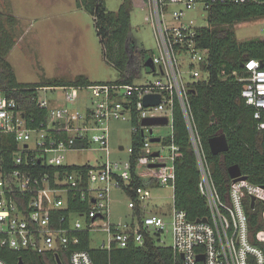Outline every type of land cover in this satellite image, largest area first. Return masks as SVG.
<instances>
[{
	"label": "built area",
	"instance_id": "1",
	"mask_svg": "<svg viewBox=\"0 0 264 264\" xmlns=\"http://www.w3.org/2000/svg\"><path fill=\"white\" fill-rule=\"evenodd\" d=\"M262 1L147 0L159 46V54L151 57L152 78L143 83L123 84L116 80L24 87L33 88L38 95L32 99L49 112L48 118L38 123L33 124L36 120L27 117L17 98L0 89V131L13 134L16 142L9 161L13 169L8 170L0 158V246L27 255H50L57 264L58 259L63 264L66 258L70 264H95L89 251L76 248L85 232L91 234V240L93 233L106 232L107 240L99 247L109 251L131 244L143 246L147 239L168 246L160 238L166 225L164 216L146 212L152 198L150 187H137V197H130L128 203L132 209L139 206L141 217L133 214L124 222L111 219V191L131 185L132 169L146 181L174 189L175 160L180 149L174 141L178 104L197 158L199 188L209 216L206 221L190 220L185 210L173 204L169 218L175 264H264V228L252 234L245 204L250 197L252 205L253 196L252 207L264 204V185L248 179L232 180L227 198L221 197L189 97L194 82L209 78L210 50L199 47L197 42L202 25L186 18L188 11L197 15L206 12L208 19L214 6ZM243 63L244 73L232 74L243 82L241 95L253 106L254 118L264 129V68L255 58ZM57 90H63L62 97L53 95L50 100L48 95ZM150 94L160 95L159 103L145 106L144 97ZM149 117H166L168 122L142 124ZM113 120L128 121L131 137L139 133L143 137L138 149L133 143L127 149L119 145V151L128 153L124 160L110 157ZM157 126H169L171 132L166 136L158 134L154 130ZM153 137H159V141H152ZM86 152L96 153L95 164L87 157L83 163L68 161L70 155ZM82 166L87 169L81 170ZM71 194L87 201L89 207L84 214L67 210ZM74 214L78 217L74 218ZM261 219L264 222V210ZM0 264L9 263L0 257Z\"/></svg>",
	"mask_w": 264,
	"mask_h": 264
},
{
	"label": "trees",
	"instance_id": "2",
	"mask_svg": "<svg viewBox=\"0 0 264 264\" xmlns=\"http://www.w3.org/2000/svg\"><path fill=\"white\" fill-rule=\"evenodd\" d=\"M79 6L94 16L99 35L112 47L116 54L115 67L119 71V83H133L139 79L145 68V61L151 58L147 50L139 49L131 32V0H124L117 12H110L106 0H79ZM264 19V1L242 4H221L212 7L208 12L207 25L199 28L197 42L199 47L210 50L209 78L194 82L189 92L190 103L195 123L202 137L204 147L210 162L216 185L223 200L227 198V190L232 179L229 167L238 164L243 175L249 182L264 185V129L259 128V122L254 118V108L245 102L241 95L244 87L232 73H244L242 63L255 58L262 62L264 68V38L239 41L233 26L243 21ZM15 17L0 9V89L8 96L15 97L22 104L27 117H33L38 123L48 118V111L38 107L32 96L38 95L33 88L45 84H24L17 80L7 55L15 44ZM92 84L88 78L81 76L76 81H55L52 85ZM223 130L227 136L229 149L214 155L209 146V139ZM142 134H132L131 142L138 149ZM174 141L180 149L175 160L174 205L187 212L190 220H198L209 216L206 201L200 192V170L197 158L190 141L181 107L177 104L174 113ZM16 147L13 134L0 131V158L4 159L5 167L10 170L14 165L9 162L12 151ZM135 161V156L132 157ZM78 169V167H71ZM86 166L81 170L85 171ZM133 179L130 186L124 187L127 194L135 199L136 188L140 186H157L155 181H146L132 169ZM250 197L245 200L250 217L252 234L264 228L261 219L264 204L257 203L252 207ZM87 201L78 195L71 194L68 199V209L84 214L88 209ZM66 210V211H67ZM134 214L141 217L139 206L133 209ZM91 234H81L82 240L77 249L89 251L95 264H175L177 256L173 248L156 244L147 239L143 246L131 244L127 248H101L93 246ZM27 264H57L50 255H27L0 246V257L9 264H18L19 257ZM65 257V256H64ZM64 264H70L66 258Z\"/></svg>",
	"mask_w": 264,
	"mask_h": 264
},
{
	"label": "rangeland",
	"instance_id": "3",
	"mask_svg": "<svg viewBox=\"0 0 264 264\" xmlns=\"http://www.w3.org/2000/svg\"><path fill=\"white\" fill-rule=\"evenodd\" d=\"M79 0H0V9L15 17V44L7 55L17 80L24 84H48L55 81H76L84 76L91 83L112 82L119 78L115 67L116 54L112 47L98 33L95 18ZM124 0H106L107 10L117 12ZM131 32L139 49L148 54H159V46L150 17L147 0H131ZM206 12L197 15L188 11L187 19H195L198 25H207ZM239 41L264 38V19L243 21L233 26ZM142 78L135 82L143 83L152 78L143 69ZM63 90L49 94L62 97ZM111 127L112 160H124L127 151H119V145L126 149L131 146V126L128 121L113 120ZM154 130L163 136L171 132L169 126H157ZM96 155V153H94ZM89 152L72 154L69 162L83 163L95 156ZM152 198L146 212L159 214L165 218V229L161 240L172 245V225L169 214L174 204V189L171 186H150ZM130 196L123 188L114 187L111 191V219L113 222L129 221L133 209L128 206ZM74 218L78 216L73 215ZM107 240L106 232L92 234L91 244L99 246Z\"/></svg>",
	"mask_w": 264,
	"mask_h": 264
},
{
	"label": "water",
	"instance_id": "4",
	"mask_svg": "<svg viewBox=\"0 0 264 264\" xmlns=\"http://www.w3.org/2000/svg\"><path fill=\"white\" fill-rule=\"evenodd\" d=\"M145 66L151 70H154V65L151 58H148L145 61ZM242 67H244V63H242ZM160 95L158 94H150L144 97V104L145 106L155 105L159 103ZM168 119L166 117H149L142 120V124L144 125H154V124H166ZM152 141H159V137H153ZM209 146L211 149L212 154L218 155L221 152H225L229 149V143L226 134L223 130L209 139ZM122 148V146L120 147ZM154 155H158L157 152L153 153ZM156 166L152 164L151 167ZM229 174L231 179L235 181L239 180H247V176L243 175L242 170L238 164L232 165L229 167ZM255 197H252V206L254 205ZM202 221H206L207 218L201 219ZM200 258V257H199ZM18 264H24L23 258L20 256ZM58 264H62V261L58 259Z\"/></svg>",
	"mask_w": 264,
	"mask_h": 264
},
{
	"label": "flooded vegetation",
	"instance_id": "5",
	"mask_svg": "<svg viewBox=\"0 0 264 264\" xmlns=\"http://www.w3.org/2000/svg\"><path fill=\"white\" fill-rule=\"evenodd\" d=\"M42 261H44L43 257H41ZM64 264V263H63Z\"/></svg>",
	"mask_w": 264,
	"mask_h": 264
},
{
	"label": "crops",
	"instance_id": "6",
	"mask_svg": "<svg viewBox=\"0 0 264 264\" xmlns=\"http://www.w3.org/2000/svg\"><path fill=\"white\" fill-rule=\"evenodd\" d=\"M133 213H134V210H133Z\"/></svg>",
	"mask_w": 264,
	"mask_h": 264
}]
</instances>
